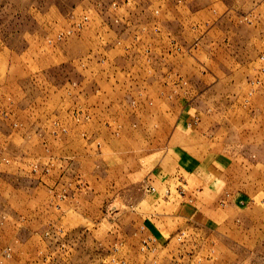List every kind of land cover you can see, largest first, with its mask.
<instances>
[{
    "label": "rangeland",
    "instance_id": "1",
    "mask_svg": "<svg viewBox=\"0 0 264 264\" xmlns=\"http://www.w3.org/2000/svg\"><path fill=\"white\" fill-rule=\"evenodd\" d=\"M0 264H264V0H0Z\"/></svg>",
    "mask_w": 264,
    "mask_h": 264
},
{
    "label": "crops",
    "instance_id": "2",
    "mask_svg": "<svg viewBox=\"0 0 264 264\" xmlns=\"http://www.w3.org/2000/svg\"><path fill=\"white\" fill-rule=\"evenodd\" d=\"M249 1H253V0H249ZM230 65H233V62L231 60H230ZM130 143H131L132 146L134 145V142H130ZM181 159L183 160V158H181Z\"/></svg>",
    "mask_w": 264,
    "mask_h": 264
}]
</instances>
